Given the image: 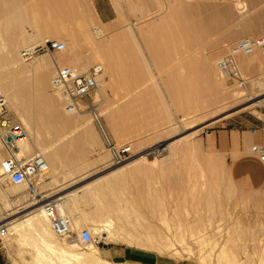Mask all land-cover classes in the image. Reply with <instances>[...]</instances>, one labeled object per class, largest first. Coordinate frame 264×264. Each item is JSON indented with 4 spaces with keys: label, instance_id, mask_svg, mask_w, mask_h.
Instances as JSON below:
<instances>
[{
    "label": "rangeland",
    "instance_id": "374dc122",
    "mask_svg": "<svg viewBox=\"0 0 264 264\" xmlns=\"http://www.w3.org/2000/svg\"><path fill=\"white\" fill-rule=\"evenodd\" d=\"M20 1V4H24L23 7L30 6L29 14L32 15V10L36 9V15L39 14L37 23L27 24L26 31L33 35L57 30V35L50 39L66 44L65 58L92 59L87 70L95 64L104 65L105 71L107 67L101 58H96L92 42L86 33L95 35L96 29L100 27L104 31V41L109 43L117 39L124 48L127 45L123 39L127 18L136 22L139 15L131 13L128 3L118 4L115 0ZM213 1L223 5L226 0ZM246 1L249 10L243 14V21L239 22L237 16L229 26L230 32L236 37L222 49L217 47V42L223 41L218 34H211L200 42L195 38H183L175 34L174 30L172 34L163 35L153 31L154 27L169 30L170 25L174 29L180 21L177 13L182 10L183 5L181 0H150L149 14L152 15L143 25L146 28L139 37V45L147 56L148 64L144 58V66L139 74L123 71L112 77L114 82H111L109 74L103 77L100 113L114 140L119 145L129 144L132 147L134 157L122 166L130 165L138 154H149L154 147H168L173 142L181 141L162 156L151 154L147 160H142L134 167L128 166L130 169L122 174H111L113 168L122 166H112L111 155L89 113H82L81 116L76 113L85 123L82 127L68 125L67 130L56 134V127L48 124L52 122L49 120L51 115L48 107L43 105L48 109L45 110L40 106V101L36 102L38 93L35 92L36 89L31 91L33 89L30 88V97L32 93L35 94L34 101L32 100L35 106H31V115L37 121L35 126L40 140L45 142L48 149L58 151L59 163L72 169L70 174L83 175L81 187L107 177L88 189H83L81 197L69 209L73 233L68 238H58V241L72 243L68 250L74 252L75 256L70 257L45 248L40 244L38 236L33 234L17 238L19 240L2 239L1 260L4 263L84 264L76 255L90 252L91 246L81 244L78 233L82 229H88L94 234L93 228L107 220L113 222V231L119 238L116 237V241L94 234L100 241L99 246L94 247L102 257L100 249L105 246H128L155 252L162 258L178 261L179 264H264V201L262 203L256 193L241 192L236 188L229 167H226L224 159L214 149L216 144L212 145L209 141L210 135L215 131L234 127L243 120L250 121L252 116H261L264 112L263 51H256L254 69H245L239 63L242 73L248 78V86L244 89L232 87V82L224 79L217 68V60L227 54L228 49L238 40L251 36L264 37V20L256 17L258 10L253 8L254 4L263 5L264 1ZM48 2L49 5L54 4L51 9ZM83 2H87L93 11L94 18L90 19L88 27L84 26L83 17L79 15L78 7ZM33 4H37L39 9H31ZM27 6L26 8L29 7ZM100 10L112 20L103 22ZM59 12L62 13L61 17ZM166 18L168 23L164 24L163 20ZM246 26L255 28L245 32ZM44 36L42 41L49 38L47 34ZM156 39H161V46L163 44L162 50L160 49L162 52L159 51L162 60L154 58ZM26 48L21 46L20 51ZM45 55L49 56L42 54L25 64H34ZM59 55L55 53L54 56L58 58ZM209 55L217 71L199 67L203 57ZM53 70L55 74V68ZM54 74L47 81L46 94L58 103L63 98L51 88ZM134 81H138L137 85ZM179 98L181 102L187 99L196 102L192 103V108L181 110ZM261 100L262 104L258 103ZM59 104L65 105L64 100L63 103L59 101ZM226 110L229 116L224 117L227 113L218 116ZM64 112L65 106L64 109L62 107V113ZM15 116L18 118L16 113ZM40 121H43V129ZM45 124H48L49 131L44 128ZM50 127L54 131H50ZM8 188L15 189L11 185L4 187ZM47 189L48 187L45 190ZM1 195L4 194L0 188V197ZM8 196L14 199V206L7 208L0 198V210L5 216L24 217L36 210L30 207L28 192L26 197L18 199L14 195ZM75 221L78 224L74 225ZM33 241L37 243L32 244ZM107 261L111 264H130Z\"/></svg>",
    "mask_w": 264,
    "mask_h": 264
},
{
    "label": "bare ground",
    "instance_id": "6f19581e",
    "mask_svg": "<svg viewBox=\"0 0 264 264\" xmlns=\"http://www.w3.org/2000/svg\"><path fill=\"white\" fill-rule=\"evenodd\" d=\"M115 1L118 4L128 3V8L131 11V13H136L137 15L139 14L137 16V19L135 18L136 22L135 21L132 22V20H128L127 18V21H126L127 29H126V33L123 38L125 39L127 43L126 47L122 48L119 45V42L117 41V39H113L109 43H107L106 40L104 41L103 39L104 31L100 27L96 29L95 35L86 33V36L92 42L93 52L96 58H101V61L107 67V71L104 72L103 77H105L106 74L111 75V82H114L113 78L115 77V75L123 71L124 72L128 71L131 74H136V73L139 74V72L142 71L143 66H144L143 65L144 58L148 64L147 56L145 55L144 51L141 50L140 48L139 37H140V34H143L146 28V27L144 28L143 25L147 21L150 20V16L152 15V14L151 15L149 14V10L151 9L150 0H144V1L143 0H115ZM255 1H261V3H263L262 1L264 0H253V2ZM20 2H21L20 0H0V89H2L7 95L10 109L12 110V112L16 113L17 117L19 118V121H21L20 123L27 131L28 139L26 142L22 143L23 153L29 154L33 151L41 153L47 158L49 162L48 173L46 174L44 178L38 181L39 182L38 185L41 189V192H43L45 191L47 187L50 186L49 178L51 177L53 169L56 167V165L60 161V156L57 150L52 151V149H48L45 142L40 140L38 128L35 126L37 121H35L34 117H32L31 115L32 113L31 106L34 103L32 102V100L34 101L33 96L35 94L32 93V96L30 97V88L33 89L31 91H34V89H36L35 92L37 91L38 93V96L36 97V99L38 100L36 102L40 101V106L42 105L41 107H43V105H46V107H48L49 109L48 112H49V115H51L49 117L50 118L49 120L52 122L51 123L49 122L48 124L52 125V127L53 126L56 127V128L53 127L55 128V131L50 127V131L52 129L56 134H59L60 132H63L68 127V125L70 126V125L76 124L79 127L80 126L82 127V124H85V123L82 122L79 116H76V113L69 112V110L66 108L67 101L65 100V98H63L62 94H59V96L60 98H63L64 100L65 105L62 104L63 106L59 104V101L63 103V100L61 101L57 97V101L59 100L57 103L56 100L47 96L46 94L47 93L46 92L47 81L48 80L50 81L51 75L54 74L53 69L55 68L56 63H59L61 65H68L81 72H85L87 71V68L90 67L92 63V59H84L82 57H76L73 59L65 58L64 56L66 55V51H63L61 53H58L60 54L58 58L55 56L45 55L44 57L42 56V58H40L34 64H27V63L25 64V61L21 57L22 51H20V47L23 46L25 48L26 47L28 48V47H32V46H35L41 43L42 41L41 39L45 34L48 35L49 39L50 37H55L57 35V30L54 29V30H48L46 32H38L37 34H33V35L27 32L25 29V26L31 23L36 24L37 23L36 20L39 14L37 13L36 15L35 13L37 12V9L32 10L33 12L32 15L29 14L30 6L28 5L29 6L28 7L26 5L28 8H26V6L23 7L24 4L21 3L22 4L21 6ZM23 3H25L24 0H23ZM181 4L183 5V8L179 13H177L178 17L180 18V21L178 22V24L175 26L174 29L170 25L169 30L162 28V27H158V28L154 27L153 31L156 30L157 31L156 33L163 35L165 33L172 34L171 32H173L174 30L175 34L177 33L183 38H187V39L195 38V40L197 39L200 42L208 38L211 34H218L220 37H222L223 41L219 43L217 42V47L222 48V49L227 46V43H229L236 37L234 34H232V32H230V27H229L230 24L237 18V16H239L238 17L239 22H242L243 14L249 10V5L247 4L246 0H226L224 1L223 5L213 0H190V1L181 0ZM36 5L31 7V9H35V8L39 9V6H36ZM48 5H49V2H48ZM51 5H54V4H50L48 6L49 9H51L50 8L52 7ZM78 8H79V15L83 17L84 26L88 27L89 24L91 23L90 19L94 18V16L92 15L93 11L90 8V5H88L87 2H83V3H80ZM253 8L258 10L256 11V15H257L256 17H258V19L260 20H264V3L263 5H259V3L257 5L256 3V5L254 4ZM52 9L55 11V7H53ZM166 9L167 11H170V9L168 8ZM59 14L57 16H59ZM61 14H60V17H61ZM174 17L172 19H174ZM166 21H168L167 18L163 20V23L167 24L168 22L166 23ZM245 28L247 30L245 32H250L255 27L253 28L250 26H246ZM156 40L159 41L161 39L159 40L156 39ZM157 41L154 46L155 47L154 58L156 60H162L161 59L162 57L160 55L161 53L159 51L162 50L161 48L163 44L161 46L160 41H159L160 44L159 43L157 44ZM209 44L210 43L208 42V45ZM213 45L214 44H212V46ZM255 53L252 55H247V56L244 55V56L239 57L240 59L239 63L242 65L243 68L245 69L255 68V57H254ZM162 56H164V54H162ZM93 60H95V58ZM199 67L203 70L209 68V69H212L213 71H217L214 65L211 63L210 55L203 57L202 62L200 63ZM137 82L134 81L135 85H137L136 84ZM180 99L181 98H179V101L181 102ZM262 101L263 100L258 101V103L262 104ZM180 102H179V105L180 107L182 106L181 110L183 109L188 110L192 108V105H193L192 103L195 104L196 101L194 100L191 101L190 99H187L185 102L184 101H182L181 103ZM183 102L185 104H183ZM33 105L35 106V104ZM64 106H65V112H67V114L68 113L71 114L72 117H69L71 115H66L65 112L62 113V107L64 109ZM36 107L39 108V105L38 106L36 105ZM46 107H43V108L45 110H48L46 109ZM40 110L41 109H39L38 113H40ZM42 112H43V109H42ZM48 112L46 113V115L48 114ZM227 112H228L227 110L222 111L218 116L222 114L224 115ZM77 114H79L80 116L82 115V113H77ZM226 116H229V114L227 113V115H224V117ZM44 118L45 116L43 117V119ZM46 119L44 120V122L46 121ZM42 122H41V126L43 124ZM48 124L47 125L45 124L44 128H46V130L48 129L47 127ZM43 126H42V129H43ZM196 133H193V134H196ZM91 136H94V135H91ZM180 141L181 140H178L176 142L169 144V146L166 147V149L167 150L169 148L172 149L174 147V144L175 143L177 144ZM158 147L164 148L163 145H159L152 149H156ZM149 156H150L149 154H142V155L138 154L136 155V159L130 165L134 167L135 165L139 164L142 160H147ZM166 158L168 159V156H166ZM0 159H1V156H0ZM130 165L128 164V165H125L119 168H113V172L112 173L109 172V173H111L112 175L116 173L117 175L120 173L122 174L125 170L130 169V167L128 168V166ZM106 177L107 176L103 178H106ZM103 178L101 177V179ZM101 179H98V181H100ZM95 181L98 182L97 180ZM96 182L85 185L83 189H88L93 184L95 185ZM11 186H14V185H11ZM14 187L15 189L12 188L14 190L10 188L8 189L1 188V192L4 195H1L0 198L7 208L10 206H14L13 205L14 203L12 199H10L8 194L14 195V196H21V195H26V193L28 192V190L26 191L27 186L22 185V186H14ZM107 188H105V190H107ZM59 199H60L59 207L61 211L64 214L68 215L69 205H67L66 203H63L64 197L59 198ZM34 208H36L35 211H33L31 214L25 215L24 217H21L19 215L5 216L4 214L1 213L2 211L0 210V218L4 219L5 221H10L8 222L9 229H10V234L7 237L8 240L9 238L16 240L17 238L20 239L24 236H32L33 234H35L36 236H38L40 240L39 241L40 244H42L45 248L50 249L51 251H54V252H61L64 255H70V257L75 256L73 254L74 252L68 250V247L72 246V243L68 244V243H63V242L58 241V238L62 239V237H59L52 229L48 218L43 212V208L42 207L40 208L34 207ZM76 223L78 224V221H75L74 225ZM112 223L113 222L107 221V220L103 221L101 224L99 223V225L93 228L94 234L100 235L101 237L109 238L110 240L116 239V237L118 236H117V233L115 234L113 231L114 226ZM117 240L118 239H116V241ZM23 241L30 242L27 239L25 240L23 239ZM63 241H65V239H63ZM36 243H37L36 241H33L32 244H36ZM130 244L132 245V243ZM76 258L80 260L81 262H83L84 264H111L109 263V261H107V259H105L104 257L100 255L99 251L95 249L94 246L90 247V252L78 254L76 255Z\"/></svg>",
    "mask_w": 264,
    "mask_h": 264
},
{
    "label": "built area",
    "instance_id": "2783aa9c",
    "mask_svg": "<svg viewBox=\"0 0 264 264\" xmlns=\"http://www.w3.org/2000/svg\"><path fill=\"white\" fill-rule=\"evenodd\" d=\"M66 50V44L45 39L41 43L22 51L21 57L30 62L42 54L54 56ZM261 50L264 53V37L242 38L228 49L227 54L217 60V68L224 79L232 82V87L244 89L248 86V78L244 76L238 62L239 57L252 55ZM105 68L95 64L85 72L71 66L56 63L55 74L51 81L52 89L62 94L67 101L66 108L70 113H89L97 126L105 146L111 155L112 166L119 167L129 162L134 153L129 144L119 145L105 125L100 105L102 98L103 76ZM27 131L17 120L10 109L5 92L0 89V188L7 185L27 186L30 207H42L54 232L62 238H68L73 233L72 219L60 209V199L41 192L38 181L49 171L47 158L38 152L24 154L22 143L27 141ZM166 147L152 149L149 155L162 156L167 153ZM252 152L264 161V148L254 146ZM10 234L9 224L0 219V241ZM79 241L84 246H99L100 241L88 229L78 233ZM0 264H7L1 260Z\"/></svg>",
    "mask_w": 264,
    "mask_h": 264
},
{
    "label": "crops",
    "instance_id": "0c3cea01",
    "mask_svg": "<svg viewBox=\"0 0 264 264\" xmlns=\"http://www.w3.org/2000/svg\"><path fill=\"white\" fill-rule=\"evenodd\" d=\"M103 22H110L112 18L105 17L99 11ZM215 145V151L224 159L226 167L230 169L232 181L241 192L258 194L261 202L264 201V161L252 152L254 146L264 148V112L261 116H252V120L237 122L234 127H225L215 131L209 139ZM216 142V143H215ZM72 169L65 164H58L53 169L47 190L44 193L50 196L63 198L72 208V205L81 197L84 187H81L83 175L70 174ZM54 173V174H53ZM52 178V179H51ZM66 199V200H65ZM75 200V201H74ZM70 213V211H69ZM108 260L127 262L130 264H179L174 260L162 258L155 252L146 251L128 246H108L100 249Z\"/></svg>",
    "mask_w": 264,
    "mask_h": 264
},
{
    "label": "flooded vegetation",
    "instance_id": "af4514ba",
    "mask_svg": "<svg viewBox=\"0 0 264 264\" xmlns=\"http://www.w3.org/2000/svg\"><path fill=\"white\" fill-rule=\"evenodd\" d=\"M23 196H25L26 197V195H21V196H16V198L18 199V198H20V197H23ZM26 198L24 199V201L26 202ZM12 201L14 202V199H12Z\"/></svg>",
    "mask_w": 264,
    "mask_h": 264
},
{
    "label": "water",
    "instance_id": "95a60500",
    "mask_svg": "<svg viewBox=\"0 0 264 264\" xmlns=\"http://www.w3.org/2000/svg\"><path fill=\"white\" fill-rule=\"evenodd\" d=\"M105 247H107V246H105Z\"/></svg>",
    "mask_w": 264,
    "mask_h": 264
}]
</instances>
